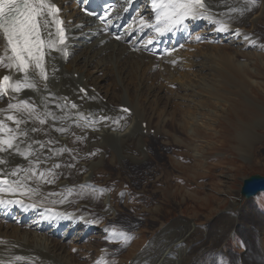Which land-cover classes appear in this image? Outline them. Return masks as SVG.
I'll use <instances>...</instances> for the list:
<instances>
[{
    "label": "bare ground",
    "instance_id": "6f19581e",
    "mask_svg": "<svg viewBox=\"0 0 264 264\" xmlns=\"http://www.w3.org/2000/svg\"><path fill=\"white\" fill-rule=\"evenodd\" d=\"M49 2L60 8L59 16L64 19V25L69 30V40L66 46L63 47L57 43L56 50L46 56V69L50 77L47 91L33 92L25 90L19 94L18 98L27 99L31 97L32 101L39 105L41 96L48 97L51 94L55 97V100L52 101L49 107L59 113V109L53 105L61 102L62 98L66 97L71 119L65 121L68 131L63 134L55 131L54 127L50 129L48 124L39 125L38 121L35 126L43 128L44 131L30 133L36 140L45 143L49 140L54 141L48 144L44 150L45 155L51 158L41 163L38 169V171H45L46 178L52 179L53 183H46L44 179H37L31 182L30 186L38 189L35 194L26 192L24 195H20L21 191H25L23 189L17 190L16 194L0 192V200L5 201L4 204L6 205L5 209L0 210V264H78L77 259L79 257L80 261H83L82 264H103V259L98 260L100 263L88 262V260L93 259L91 254L96 249L98 250L100 246H98V243H88L84 247H78L76 252H72L71 255L65 251L67 241H70L69 239L72 235L73 238L71 240L73 242L87 239L90 234L93 237L100 235L98 241L106 242L105 251H102L103 246L102 248L99 247V254H103L102 258L109 259L107 254L114 256L117 253L122 254L127 249L126 245L129 242V237L123 236L122 232L111 225L117 218L119 211L116 210L112 196L108 193V188L105 184H99L94 179L95 174L104 168L106 164L115 169L118 165L122 168H129L131 165L132 167L139 166L140 171H142L145 168V165L141 164L143 160L134 159L133 157L138 152L139 155L144 154L145 159L148 158L147 153H144V146L147 143L148 148L155 144L154 137L149 139L151 135L148 133H150L151 128L149 120H145V116H147L146 107L143 108L138 101L135 102L132 99L133 96L131 98V92L129 93L130 99L127 102L123 97V92L118 93L114 89L104 88L105 77L103 75L107 77L105 72L108 69L109 58H114L117 62V65H112V63L111 65H116L118 79L127 80L126 75L128 72H132V65H134L132 62L143 63L148 60L156 63L159 72L166 70L167 73L171 74L179 73L178 70L180 65H182V58L174 50V47L178 41L180 46L177 50L185 48L181 40L183 38L184 40L186 39L185 35L190 32L189 26H192L195 31L197 29L204 30V34L212 37L209 40L214 41L213 44L218 45L217 50L233 48L237 52H241L247 48L249 49L247 46L249 42L254 48H257V42L254 41L253 37V39L250 36H248L249 38L247 37L245 26L240 27L236 23L227 21L228 18L238 16L241 12L248 9L246 8L245 0H205L208 11L204 13L203 17L186 19L182 24L164 32L163 35L158 34L155 28L156 21L154 19L155 12L153 11L152 0H117L119 5H123V9L117 10L116 8L115 21L107 25H102L101 22L82 14L78 0H49ZM137 7H139V10L136 12V17L131 22H128L131 12V16H133V9L135 10ZM141 17L146 24L151 26L142 25ZM54 19H57V17ZM126 23L128 24L126 25ZM221 24L227 25L226 31L218 30ZM124 25H126V29L122 32L121 38L115 40V35L122 30ZM236 27L239 28L234 29ZM50 31H52L58 41L55 24L51 26ZM105 31H108V33ZM146 34L147 37L143 39ZM148 35L151 37H148ZM75 39L79 40L78 43L81 44L82 42L84 44L83 49L78 50L72 45ZM86 42H89V45L85 44ZM138 43H140L138 47L140 50L132 51V48ZM109 44L111 47L108 46ZM5 46L6 42L3 41L2 34H0V55L4 54ZM162 49H168V52L159 57ZM223 53L219 55L226 62L229 56H227L228 53L226 55ZM252 56L260 58V56L255 54H252ZM72 58H75L74 62H72ZM191 62L192 59L184 60L183 64L187 63L185 66H192ZM250 62L246 65L243 64L242 67H248ZM91 65H93L96 74L98 72L103 74L102 77L89 72ZM197 65L201 69L207 67L201 61ZM239 73L242 74L241 70ZM6 74H11L14 78L20 75L19 73H10L8 70L0 68V77ZM81 89H84L87 95H85V92H81ZM93 89L95 92H93ZM174 93L173 96L175 95ZM171 98L172 101L170 100ZM171 98H166L168 99L167 102H171V107L180 106L176 102L173 103L174 98ZM104 99L107 100L106 103H103ZM7 102L8 98L0 99V109H6ZM72 102L78 105L77 109H71L70 105ZM125 108L130 112H124L123 109ZM180 109L181 111L183 110L181 106ZM40 110L43 109L41 108ZM6 114L15 113H0V119H3ZM102 117H107L108 119L105 120ZM171 118L173 119V116L169 119ZM177 120L180 122V119H175L176 129L180 124L179 122L177 123ZM145 121L147 123V133L143 134L142 125ZM6 123L10 127H15L11 121H6ZM31 126L30 123L28 127ZM58 126H61L59 122H57L55 127ZM156 134L158 133H155L154 136ZM161 134L163 138L164 136L166 139L168 138L167 133ZM148 140H151V142ZM21 147H24V145H21ZM33 147L38 148L37 145H33ZM81 147L82 150H80ZM62 149L64 151L61 152ZM0 158L9 160L8 164L0 166L5 171H10L16 165L27 167L29 160L34 159L29 157L28 160H25L21 156H9L7 152L0 153ZM150 161L153 162L152 159ZM67 162H71L73 164L72 171H76L75 175L72 172L71 175L73 176L70 178L59 171V168L66 167ZM117 162H119L118 165H116ZM55 164H59L60 167L55 168ZM111 173L112 171L109 170V174ZM81 192L86 194L85 197L68 196L71 193H77L79 196ZM263 193L261 192L255 195L254 198L245 200L252 201ZM99 195L102 200H98L100 207L97 208L94 203L97 199L96 196ZM8 200H12L13 203H7ZM17 200L22 201V203H15ZM96 208L97 210H95ZM93 210L98 212L99 218H103L101 226L98 225L99 223H95L96 220L94 222L91 219L92 216L89 214H94ZM244 211L245 208L243 207L236 215ZM247 212L249 217L257 215L253 211L252 206ZM14 213L17 215L16 217H14ZM175 223L180 224L176 229H173L176 233L178 249L176 250V247L169 243L166 231L163 230L161 243L153 245L154 242L152 241L147 252L143 250L139 253L141 260L137 264H188L190 259L192 262L194 261V257L198 259L195 264H206L203 259H206L209 264L225 260L227 255H224L222 250L219 252L211 247L215 241H218L211 239V236L216 233L210 234L207 232L206 234V230H203L201 243L207 247L209 245V247L203 248L200 256L199 254L191 256L187 241H190L189 237L194 229L200 230V228L194 222L192 223V221L183 217ZM228 227L223 226L225 232L222 233V236L232 235L233 227L227 231ZM237 231L238 233L246 232L245 234H250V237H254V239L260 238L262 254L259 255L258 260L253 259V262L255 264H264V238L262 237L264 229H258L255 233H252L248 225L241 223ZM249 240L246 237L242 246L244 250L247 249ZM108 246H115L120 250L114 253V250ZM174 250L176 251L173 252ZM242 252H240L241 254L236 253V256L238 258L240 256H242L241 258L245 257L246 255ZM232 264L234 263L232 262Z\"/></svg>",
    "mask_w": 264,
    "mask_h": 264
},
{
    "label": "rangeland",
    "instance_id": "374dc122",
    "mask_svg": "<svg viewBox=\"0 0 264 264\" xmlns=\"http://www.w3.org/2000/svg\"><path fill=\"white\" fill-rule=\"evenodd\" d=\"M245 3L249 11L247 9L227 21L240 27L245 26L247 37L254 38L257 48L249 42V49L246 47L241 52L233 48L217 50L218 45L209 40L212 37L204 34V30L195 31L189 26L190 32L185 35V40H181L185 48L175 50L182 58L179 73L171 74L166 70L159 72L156 63L148 60L143 63L132 62L134 65L132 72L126 75L127 80L118 79L117 62L114 58L108 60L109 65L105 72L107 77L101 72L96 74L93 65L89 67L92 74L105 77V89L123 92L127 102L131 92V98L133 96L135 102L138 101L143 108L146 107L145 120H149L151 128L149 139L154 137L155 144L148 148L147 143L144 146V153H147L148 158L145 159V155H139L138 152L133 157L143 160L141 164L145 165L144 170L140 171L139 166L132 165L122 168L117 162L116 169L106 164L94 177L99 184H105L108 188L115 208L119 211L111 225L122 232L123 236L129 237L125 252L114 256L107 254L109 259L102 258L103 254H99V250L103 246L102 251H105L106 242L98 241L100 235L93 237L90 234L87 239L84 237L86 240L80 239L78 242H72V235L65 247L69 255L76 252L78 247L98 243L100 248L91 254L93 259L88 262L96 263L103 259V264H137L141 260L139 253L143 250L147 252L152 241L153 245L161 243L163 230L166 231L169 243L178 249L173 229L180 225L175 222L183 217L200 228L194 229L189 237L190 241H187L191 256H200L201 250L209 247L201 243L203 230H206V234L216 233L211 239L218 241L211 247L219 252L222 250L227 255L225 260L214 264H255L253 259L258 260L262 254L260 238L254 239L250 234H245L246 232L237 231L241 223L248 225L252 233L264 229V194L258 195L252 201H246L239 192L243 179L253 174L264 176V0H245ZM138 10L139 7L135 12ZM78 42L75 39L72 45L78 50L83 49L84 44ZM85 44L89 45V42ZM108 46L111 47L110 44ZM219 52H224V55L228 53V63L221 59ZM252 58L254 59L250 62ZM190 59L192 66H185L187 63L183 64V61ZM230 59H234L232 63ZM71 60L74 62L75 58ZM197 61L207 66L204 67L205 70L199 68ZM249 62L248 67H242ZM111 63L116 65L112 66ZM240 70L242 74L239 73ZM171 97L174 98L173 103L176 102L183 108L182 111L180 106L171 107V102H167L166 98ZM106 101L104 99L103 103ZM172 116L173 119H169ZM176 118L180 119L177 123L181 124L177 129L176 123L174 124ZM155 133H158V138L154 136ZM161 133H167L168 138H163ZM72 166L71 162H67L66 167L59 168V171L70 178L76 174V171H72ZM109 170L112 171L111 174ZM85 195L81 192L79 196L77 193L68 196ZM96 197L97 202L94 205L99 208L98 200L101 201L102 198L100 195ZM250 206L258 216H248L247 210ZM243 207L245 211L236 215ZM95 212L89 215L101 226L103 218H99L98 212L97 215ZM222 225L229 226L227 231L233 227L232 235L222 236L225 232ZM103 231L105 232L104 229ZM246 237L250 240L244 250L242 246ZM262 237L264 238V234ZM108 247L114 253L120 250L115 246ZM240 252L246 256L238 258L236 253L241 254ZM193 260L192 262L190 259L188 264L198 262L195 257ZM203 261L209 264L206 259ZM77 263H83L80 257Z\"/></svg>",
    "mask_w": 264,
    "mask_h": 264
},
{
    "label": "snow or ice",
    "instance_id": "6c2138e0",
    "mask_svg": "<svg viewBox=\"0 0 264 264\" xmlns=\"http://www.w3.org/2000/svg\"><path fill=\"white\" fill-rule=\"evenodd\" d=\"M152 3L155 28L160 35L182 24L186 19L203 17L208 11L205 0H152ZM85 11L87 12V9ZM59 12L60 8L49 0H0V34L6 42L4 54L0 55V68L20 74L15 78L11 74L0 77V99L8 98L7 108L0 109V113H15L6 114L0 119V153L7 152L9 156L17 155L25 160L29 157L34 158L29 160L27 167L16 165L10 171L0 167V192L16 194L17 190L23 189L25 191H21L20 195L26 192L35 194L38 189L32 188L31 182L44 179L46 183H53L52 179L46 178L45 171L38 169L41 163L51 158L45 155L44 150L54 141L49 140L45 143L36 140L30 133L44 131L43 128L35 126L37 121L39 125L48 124L50 129L54 127L55 131L62 134L68 131L65 121L71 119V116L67 98H62L61 102L53 105L59 109L57 113L49 107L55 100L51 94L48 97L41 96L39 105L32 101L31 97L27 99L18 97L25 90L41 92L48 89L50 77L46 69V56L56 50L57 43L63 45L66 39L65 29L61 26L63 21L54 19ZM101 19L105 17L102 16ZM53 24L56 26L58 41L50 31ZM141 24L151 26L146 24L142 17ZM218 30L226 31L227 25L221 24ZM80 91L85 92L84 89ZM70 107L77 109L78 105L72 102ZM41 108L43 110H40ZM123 111L129 110L125 108ZM6 121H11L15 127H10ZM57 122L61 126L55 127ZM30 123L32 126L28 127ZM33 145H37L38 148ZM8 163L9 160L0 158V166ZM54 167L59 168L60 165L55 164ZM4 202L0 200V203ZM7 203L13 201L8 200ZM15 203L19 204L22 201L17 200Z\"/></svg>",
    "mask_w": 264,
    "mask_h": 264
},
{
    "label": "water",
    "instance_id": "95a60500",
    "mask_svg": "<svg viewBox=\"0 0 264 264\" xmlns=\"http://www.w3.org/2000/svg\"><path fill=\"white\" fill-rule=\"evenodd\" d=\"M264 169V164H263ZM264 191V176L253 174L245 178L240 187V194L245 199L253 198L255 195Z\"/></svg>",
    "mask_w": 264,
    "mask_h": 264
}]
</instances>
